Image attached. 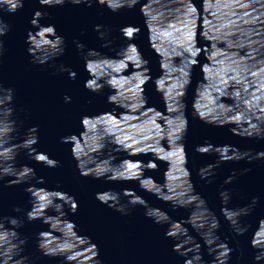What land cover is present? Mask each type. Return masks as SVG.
<instances>
[{
	"label": "water",
	"instance_id": "1",
	"mask_svg": "<svg viewBox=\"0 0 264 264\" xmlns=\"http://www.w3.org/2000/svg\"><path fill=\"white\" fill-rule=\"evenodd\" d=\"M13 2L0 264H264V0Z\"/></svg>",
	"mask_w": 264,
	"mask_h": 264
},
{
	"label": "clouds",
	"instance_id": "2",
	"mask_svg": "<svg viewBox=\"0 0 264 264\" xmlns=\"http://www.w3.org/2000/svg\"><path fill=\"white\" fill-rule=\"evenodd\" d=\"M41 2L42 3H47L48 2V0H41ZM73 2L74 3H76V4H79L80 3V0H73ZM3 3H4V7L3 8H0V9H4L5 11H7V12H9V13H15L16 11H18L20 8H22L23 7V3H21L20 5H19V8H17V5H16V3H14L13 2V0H3ZM90 4V3H89ZM9 5H10V7H9ZM5 27H6V30L8 29V25L5 23ZM6 32V31H5ZM4 32V33H5ZM3 33V34H4ZM0 45H2V44H0ZM72 78H74V74L72 75ZM49 164L51 165V166H53V167H55L56 165L55 164H53L51 161H49ZM75 209H76V203L74 202L73 203V207H72V209L71 210H73V211H75ZM126 214V213H125ZM227 251L228 252H231L232 251V249H227ZM231 257L230 256H228L227 257V259H230ZM253 264H256V262L260 259L258 256H254L253 258Z\"/></svg>",
	"mask_w": 264,
	"mask_h": 264
}]
</instances>
